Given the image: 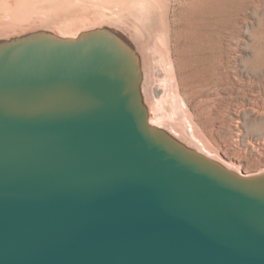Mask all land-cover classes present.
<instances>
[{
  "label": "water",
  "instance_id": "water-1",
  "mask_svg": "<svg viewBox=\"0 0 264 264\" xmlns=\"http://www.w3.org/2000/svg\"><path fill=\"white\" fill-rule=\"evenodd\" d=\"M112 24L0 34V264H264V170L156 124Z\"/></svg>",
  "mask_w": 264,
  "mask_h": 264
},
{
  "label": "rangeland",
  "instance_id": "rangeland-1",
  "mask_svg": "<svg viewBox=\"0 0 264 264\" xmlns=\"http://www.w3.org/2000/svg\"><path fill=\"white\" fill-rule=\"evenodd\" d=\"M149 4L198 133L240 172L264 170V0Z\"/></svg>",
  "mask_w": 264,
  "mask_h": 264
},
{
  "label": "bare ground",
  "instance_id": "bare-ground-1",
  "mask_svg": "<svg viewBox=\"0 0 264 264\" xmlns=\"http://www.w3.org/2000/svg\"><path fill=\"white\" fill-rule=\"evenodd\" d=\"M153 1L156 0H0V34L44 26L72 35L89 26L115 25L132 38L141 55L143 90L153 121L185 143L240 172L234 162L220 155L202 138L199 128L188 116L172 60L159 44V40L165 39L167 45L166 25L158 28L153 8L149 6ZM168 85L173 101L167 97Z\"/></svg>",
  "mask_w": 264,
  "mask_h": 264
}]
</instances>
